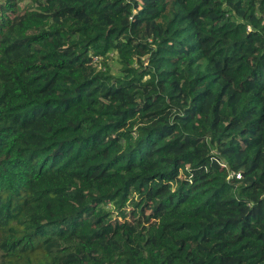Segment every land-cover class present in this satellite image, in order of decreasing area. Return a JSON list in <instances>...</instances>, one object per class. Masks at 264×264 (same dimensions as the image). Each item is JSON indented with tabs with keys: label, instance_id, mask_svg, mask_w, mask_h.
Listing matches in <instances>:
<instances>
[{
	"label": "trees",
	"instance_id": "obj_1",
	"mask_svg": "<svg viewBox=\"0 0 264 264\" xmlns=\"http://www.w3.org/2000/svg\"><path fill=\"white\" fill-rule=\"evenodd\" d=\"M263 193L264 0H0V264H264Z\"/></svg>",
	"mask_w": 264,
	"mask_h": 264
},
{
	"label": "built area",
	"instance_id": "obj_2",
	"mask_svg": "<svg viewBox=\"0 0 264 264\" xmlns=\"http://www.w3.org/2000/svg\"><path fill=\"white\" fill-rule=\"evenodd\" d=\"M94 60H96V57H94ZM223 166H225V163H222ZM241 177L240 172L234 171V170H228L226 179L231 180V179H239ZM262 202L264 206V193L262 195Z\"/></svg>",
	"mask_w": 264,
	"mask_h": 264
},
{
	"label": "rangeland",
	"instance_id": "obj_3",
	"mask_svg": "<svg viewBox=\"0 0 264 264\" xmlns=\"http://www.w3.org/2000/svg\"><path fill=\"white\" fill-rule=\"evenodd\" d=\"M26 2H20V6H24ZM111 66H112V70L113 72H116V69L118 68V63L115 60V58L113 57L112 59L109 60Z\"/></svg>",
	"mask_w": 264,
	"mask_h": 264
}]
</instances>
